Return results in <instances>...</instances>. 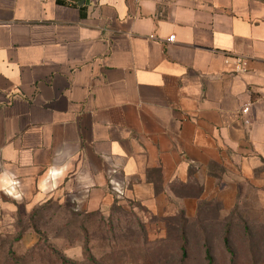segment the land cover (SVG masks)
Here are the masks:
<instances>
[{"label":"crops","instance_id":"0c3cea01","mask_svg":"<svg viewBox=\"0 0 264 264\" xmlns=\"http://www.w3.org/2000/svg\"><path fill=\"white\" fill-rule=\"evenodd\" d=\"M66 1L0 0V211L264 208V0Z\"/></svg>","mask_w":264,"mask_h":264},{"label":"rangeland","instance_id":"374dc122","mask_svg":"<svg viewBox=\"0 0 264 264\" xmlns=\"http://www.w3.org/2000/svg\"><path fill=\"white\" fill-rule=\"evenodd\" d=\"M200 206L172 215L130 200L103 211L62 197L11 202L0 211V264H264L263 207Z\"/></svg>","mask_w":264,"mask_h":264},{"label":"built area","instance_id":"2783aa9c","mask_svg":"<svg viewBox=\"0 0 264 264\" xmlns=\"http://www.w3.org/2000/svg\"><path fill=\"white\" fill-rule=\"evenodd\" d=\"M174 39V36H171L170 40H173ZM239 68H242V65H238ZM249 111V106H246L243 110L244 113H247Z\"/></svg>","mask_w":264,"mask_h":264},{"label":"trees","instance_id":"16d2710c","mask_svg":"<svg viewBox=\"0 0 264 264\" xmlns=\"http://www.w3.org/2000/svg\"><path fill=\"white\" fill-rule=\"evenodd\" d=\"M60 3H66V0H58ZM226 245H228V237H225Z\"/></svg>","mask_w":264,"mask_h":264}]
</instances>
